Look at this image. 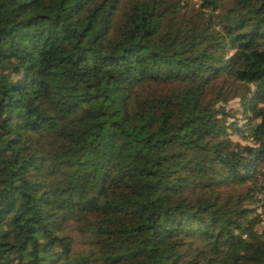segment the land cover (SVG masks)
Here are the masks:
<instances>
[{"label":"trees","instance_id":"obj_1","mask_svg":"<svg viewBox=\"0 0 264 264\" xmlns=\"http://www.w3.org/2000/svg\"><path fill=\"white\" fill-rule=\"evenodd\" d=\"M262 164L264 0H0V264H264Z\"/></svg>","mask_w":264,"mask_h":264},{"label":"rangeland","instance_id":"obj_2","mask_svg":"<svg viewBox=\"0 0 264 264\" xmlns=\"http://www.w3.org/2000/svg\"><path fill=\"white\" fill-rule=\"evenodd\" d=\"M229 104L232 105V106L236 105V103H235L234 100H231V101L229 102ZM231 136H232L233 138H239V136H237L236 133L232 134ZM261 168H262V170H264V164H262V167H261ZM262 181H263V180H262ZM260 191H261V192H264V187H262V188L260 189ZM257 194H258V192H257ZM258 195H259V194H258ZM259 196H260V197H263L264 195L260 193ZM258 203H259V202L255 203V208H256V210H259V209H260ZM256 229H257V230L259 229V225L256 226Z\"/></svg>","mask_w":264,"mask_h":264}]
</instances>
